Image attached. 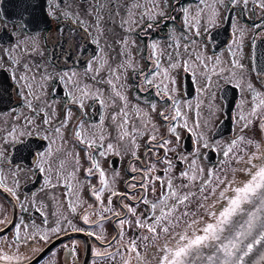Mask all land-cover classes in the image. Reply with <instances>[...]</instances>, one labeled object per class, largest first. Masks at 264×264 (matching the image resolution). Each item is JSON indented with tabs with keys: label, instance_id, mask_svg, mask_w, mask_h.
<instances>
[{
	"label": "flooded vegetation",
	"instance_id": "af4514ba",
	"mask_svg": "<svg viewBox=\"0 0 264 264\" xmlns=\"http://www.w3.org/2000/svg\"><path fill=\"white\" fill-rule=\"evenodd\" d=\"M261 3L0 0V264H162L166 234L147 229L177 205L163 201L169 179L189 197L172 212L169 234L187 231L196 212L209 220L200 201L209 179L180 173L207 175L219 159L264 160ZM173 101L182 113L175 135L160 115H175ZM92 161L105 173L101 202L111 200L103 215L92 195L99 173L87 175Z\"/></svg>",
	"mask_w": 264,
	"mask_h": 264
},
{
	"label": "snow or ice",
	"instance_id": "6c2138e0",
	"mask_svg": "<svg viewBox=\"0 0 264 264\" xmlns=\"http://www.w3.org/2000/svg\"><path fill=\"white\" fill-rule=\"evenodd\" d=\"M237 4H242L244 7H247L248 0H232L233 6ZM259 6L264 7V3H261ZM153 47H155V45H153ZM237 66L241 69L243 68L242 65ZM171 67H175V65H171ZM155 74H159L158 64L155 67L153 75ZM145 82L151 84L152 80L146 77ZM156 87L158 89L157 95L159 96L161 94L159 91L160 85H156ZM116 95L119 96V92H117ZM169 99L171 100V97H169ZM80 107H83V105L81 104ZM151 107L155 110L154 104L151 105ZM172 110L175 113L174 116L166 115L163 112H161L160 115L166 121L170 119L173 121L169 131L175 135L176 125L181 122L182 113L177 107L175 101L172 102ZM69 115L70 113L66 110L64 121L61 122V127L65 122H67ZM45 123H48L47 119L45 120ZM184 123L185 126H187L186 121ZM53 131L57 134V136H59L61 128L57 127L53 129ZM74 135L82 141L80 131L78 129L74 131ZM176 138L179 139V136L177 135ZM152 140H155V136H152L149 140L150 146ZM130 143H134V141H130ZM170 143L171 141L164 140L158 145V147L165 149V153L167 154V151L171 150L167 147ZM101 146L105 147V151L112 150L111 144ZM205 147H207V144H205ZM105 151H101L99 156L103 157L105 155ZM229 151H231V148L228 151H225V157L229 155ZM162 162L166 163L167 166L171 168V162L167 161L166 158ZM92 163L93 168L88 170L87 175L90 177L94 172L99 173L101 187L99 189H93L92 195L98 202L100 214L103 215L106 212L112 211L111 200L108 202V207H105L102 204L101 193L105 190V187H107L105 173L102 169H100V166L96 161H92ZM132 170L135 171V169ZM147 171V169H143L142 173ZM180 178L189 180L195 179V177H190L188 172H181ZM133 179H135V177ZM156 179L160 181L163 188V178L156 177ZM147 180L148 177L142 175V189L147 188ZM129 187H135V185H129ZM229 187H231V194L225 195V192ZM179 188L180 186H176L174 188L171 179H169L166 191L163 195V201H167L169 198L175 197L177 205L185 204L189 198L188 194L185 193L183 195H179ZM112 194L117 195L118 193L113 191ZM220 197L223 199L224 204L220 209L209 212L208 215L210 220L202 222L192 220L191 223L186 225L187 231L169 234V227L167 226V223L171 219H174L172 217V212L175 210L177 205H173L167 212H162L159 217H154V224L148 226L147 230L153 234V237L156 236L157 227H160V230L166 234V243L162 246V251L166 254L162 258V264H202V262L203 264H245V258H248L250 254L253 253L254 246L264 245V228L258 230L256 236H253L250 242L247 244L244 243L245 238L252 234V232L256 229V224L258 223L256 220L257 213H246L244 206H253L254 202L258 203L260 205L259 212L264 213V160H261L259 163L253 165L252 170L249 173V178L246 181L239 182L235 186L226 185L225 190L221 191ZM127 198V196L123 197V199ZM139 202L148 204V201L143 197ZM121 207L126 209L127 212H133V209L129 205L123 204V202H121ZM156 207L157 205L153 203L150 205V210L154 213ZM242 214H246L248 216L247 224L242 229L233 231L232 225L234 224V218ZM184 215H189V213L185 212ZM84 220L87 223L88 217L85 216ZM262 221H264V217H262ZM126 222V218H118V224L120 227H123ZM137 226L144 227L145 225L143 222L137 221ZM52 231L57 232L58 229L53 228ZM88 234L92 235V233ZM41 239H46V236H41ZM117 239H119V237H117ZM167 241H174V243L169 244ZM129 247L132 250H135L134 243ZM74 251V248L69 249V257L72 256ZM205 253L207 254L205 255ZM262 264H264V257H262Z\"/></svg>",
	"mask_w": 264,
	"mask_h": 264
},
{
	"label": "rangeland",
	"instance_id": "374dc122",
	"mask_svg": "<svg viewBox=\"0 0 264 264\" xmlns=\"http://www.w3.org/2000/svg\"><path fill=\"white\" fill-rule=\"evenodd\" d=\"M259 162L263 159H257ZM250 161V163H249ZM258 162V163H259ZM194 163L199 165L198 159H194ZM219 165L210 166L209 177L208 174L205 175L202 171L197 170L195 179L201 182L203 179H209V188L204 193H200V201L206 207L205 215L208 216L209 212L216 210V208L221 207L223 204V199L220 197L222 190H225L226 185L235 186L237 183L244 181L242 175L250 169L254 162L252 159H219ZM231 187H229L225 195H230ZM202 205V207H203ZM209 207V209H207ZM187 213H190L189 209ZM201 212H196V217L193 220L201 221L202 216L198 214ZM187 216V215H186ZM188 219V218H187ZM189 220V219H188ZM183 231H185L183 229Z\"/></svg>",
	"mask_w": 264,
	"mask_h": 264
},
{
	"label": "water",
	"instance_id": "95a60500",
	"mask_svg": "<svg viewBox=\"0 0 264 264\" xmlns=\"http://www.w3.org/2000/svg\"><path fill=\"white\" fill-rule=\"evenodd\" d=\"M208 156L210 157H208L207 160L210 163L216 162V154L214 152L209 153ZM244 207L246 209V213L256 212L257 213L256 220L258 221V223L256 224V229L252 232L250 236L246 237L244 240V243L247 244L248 242L251 241L253 236H256L258 230L264 228V221H262V217H264V213L259 212L260 205L255 202L253 206L245 205ZM247 220H248V216L246 214H242L238 217H235L234 224L232 225V230L235 231L237 229H242L247 224ZM206 254L207 253H205V255ZM262 257H264V245H255L253 249V253L250 254L248 258H245V264H262Z\"/></svg>",
	"mask_w": 264,
	"mask_h": 264
}]
</instances>
